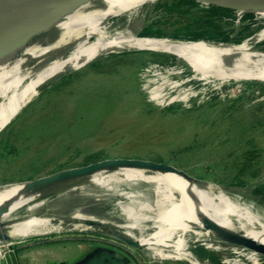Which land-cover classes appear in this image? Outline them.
I'll use <instances>...</instances> for the list:
<instances>
[{
	"label": "rangeland",
	"instance_id": "rangeland-1",
	"mask_svg": "<svg viewBox=\"0 0 264 264\" xmlns=\"http://www.w3.org/2000/svg\"><path fill=\"white\" fill-rule=\"evenodd\" d=\"M259 9H251L254 15L248 17L238 10L223 21L263 23ZM160 13L152 7L142 26L157 20ZM186 25L173 14L162 28L184 34L193 30ZM247 37L205 40L239 44ZM253 49L264 52V41ZM192 70L175 54L136 50L108 54L49 84L0 132V186L106 157L139 158L169 163L195 178L227 187L264 215V81L203 80ZM156 87L163 94L161 103L151 98ZM245 156L252 167H247ZM247 184L251 191L242 190ZM72 186V182L52 185L32 204L45 200L42 209L47 215L81 210L119 219L120 211L114 212L116 196L92 185L70 192ZM151 188L139 183L135 190L152 199ZM85 244L115 247L129 253L134 264H191L131 247L108 234L80 231L13 240L0 251L6 264H47L73 258ZM212 245L207 248L199 241L191 250L209 264H231L235 259L251 264L237 256L231 244L216 240Z\"/></svg>",
	"mask_w": 264,
	"mask_h": 264
},
{
	"label": "bare ground",
	"instance_id": "bare-ground-1",
	"mask_svg": "<svg viewBox=\"0 0 264 264\" xmlns=\"http://www.w3.org/2000/svg\"><path fill=\"white\" fill-rule=\"evenodd\" d=\"M154 1L86 0L2 51L0 130L58 75L79 70L87 62L113 51L139 49L175 54L203 80L264 81V52L253 49L254 44L264 41V28L239 44H215L205 39L137 38L132 30L140 9H148ZM258 14L264 17V8H260ZM120 16L126 18L120 24L122 30L109 34L110 19ZM93 33L98 38L89 43ZM71 47L75 48L72 52V49L69 51ZM52 56H55L52 61L47 60ZM151 98L161 103L160 87L152 91ZM141 161V168L130 163L93 168L71 179L70 192L80 186L92 185L116 196L114 212L120 211L119 219L99 217L81 210L57 215L98 222L146 245L150 253L186 259L191 264H209L192 252L191 246L202 241L211 248L217 240L211 232H219L239 242V245H232L237 256L245 257L251 264H260V251L264 252V215L255 211L251 203L218 184L195 182L172 166L163 171ZM139 183L152 185V199L145 192L135 190ZM27 185L28 182H13L0 186V225H3L0 226V247L35 235L62 231L95 232L85 225L47 217L46 210L42 209L45 200L32 204L43 191L24 193ZM245 242L248 245H243ZM231 264L244 263L235 259Z\"/></svg>",
	"mask_w": 264,
	"mask_h": 264
},
{
	"label": "water",
	"instance_id": "water-1",
	"mask_svg": "<svg viewBox=\"0 0 264 264\" xmlns=\"http://www.w3.org/2000/svg\"><path fill=\"white\" fill-rule=\"evenodd\" d=\"M85 1L86 0H0V53L14 44L25 40L32 33L41 30L45 25L57 19L62 13L73 9ZM152 7H154L155 10H160L161 15L158 16L157 20L149 21L143 27L142 25L144 23L146 13ZM253 8H264V0H155L148 7V9H140L141 11L138 15L139 19L135 20L134 30L132 31L137 38H163L176 41L197 40L218 36H228L231 38L235 35H239L240 37L251 36V34H255L264 28V22L234 25L223 21V17L238 12V10H242L243 12L249 13L253 16L254 14L251 12V9ZM173 14L183 18L187 23V28L193 30L184 34L179 32H165L162 28V24H164ZM164 17L166 18L165 21L162 19ZM125 20L126 18L122 16L111 18V27L108 29V33L113 34L122 30L120 24H122ZM97 38L98 36L93 33L89 37L88 42L92 43ZM74 49V47H71L69 48V51L71 50L70 52H72ZM136 50L139 49L109 52L87 62L84 66H87L111 53H122ZM54 58L55 56H52L47 60L52 61ZM74 71L76 70L66 71L58 75L42 89L64 75L70 74ZM6 127L7 126H4L0 132H2V130ZM141 160L148 162V166L150 167L158 166V169L160 170H170L168 169L169 167L167 168V166H171L169 163L160 161L128 157H106L83 165L60 169L34 180L24 181L28 182L24 193L29 194L38 191L44 192L52 185L70 183L73 181L71 179L77 174L93 168L122 165L125 163H130L141 168L139 164V161ZM172 169L177 170L179 168L173 166ZM181 171L187 178H190L195 182L209 183V181L195 178L187 172L183 170ZM224 189L228 190L227 187H224ZM251 189V184H247L242 190L251 191ZM47 217H51L54 221L63 220L69 223L71 222L91 227L95 230L94 233L111 235L125 244L137 249L147 248L146 245L127 238L98 222L90 220L81 221L70 216L47 215ZM0 226L3 225L1 224ZM211 233L212 237L218 241L231 245H239V242L225 234L219 232ZM243 245L248 244L245 242ZM47 264H134V262L133 257L129 253L121 251L115 247L103 244H85L81 248L80 253L75 255L73 258L51 260Z\"/></svg>",
	"mask_w": 264,
	"mask_h": 264
},
{
	"label": "trees",
	"instance_id": "trees-1",
	"mask_svg": "<svg viewBox=\"0 0 264 264\" xmlns=\"http://www.w3.org/2000/svg\"><path fill=\"white\" fill-rule=\"evenodd\" d=\"M248 16H251L250 14H247L246 17ZM227 23H230V22H227ZM244 36H241L239 38H231V37H228V36H218V37H209L208 39H218V40H222V41H238L240 38H242ZM196 39V38H195ZM245 163H249L248 160H249V157L248 156H245ZM248 166L247 167H252V164H247Z\"/></svg>",
	"mask_w": 264,
	"mask_h": 264
},
{
	"label": "built area",
	"instance_id": "built-area-1",
	"mask_svg": "<svg viewBox=\"0 0 264 264\" xmlns=\"http://www.w3.org/2000/svg\"><path fill=\"white\" fill-rule=\"evenodd\" d=\"M6 259V255L5 253H2V251H0V264H6L4 261Z\"/></svg>",
	"mask_w": 264,
	"mask_h": 264
}]
</instances>
